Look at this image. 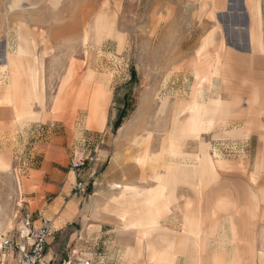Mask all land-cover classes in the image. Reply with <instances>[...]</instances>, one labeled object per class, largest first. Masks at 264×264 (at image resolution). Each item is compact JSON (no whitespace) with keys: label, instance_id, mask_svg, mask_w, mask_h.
<instances>
[{"label":"crops","instance_id":"obj_1","mask_svg":"<svg viewBox=\"0 0 264 264\" xmlns=\"http://www.w3.org/2000/svg\"><path fill=\"white\" fill-rule=\"evenodd\" d=\"M159 3L178 8L189 17L187 22L200 24V28L205 25L204 33L195 36L201 43L206 41L205 53L217 66V74L208 82L210 89L204 95L206 102H222V106H213L216 110L211 109L204 118L206 123L216 120L215 134L237 135L243 154L190 163L185 177L183 164L177 162L160 164L164 169L154 172L145 169L147 164L115 159L103 180L109 189L96 188L93 195L85 197L84 193L75 194L74 188L87 176L65 174L56 167L62 161L56 146L38 145L33 155L42 159L37 158L36 167L31 163L20 176V190L31 200L28 209L42 213L58 230L48 239L46 264L73 254L90 258L94 264H264V0ZM49 35L48 41L53 37ZM1 39L0 107H9L19 124H70L67 112L73 106L71 94L77 93L73 82L78 62L72 59L61 79L52 112H41L37 106L43 100L34 71L39 48L20 44L11 33ZM108 96L103 85L94 89L90 125H102ZM203 109L204 105L196 101L185 109V120L179 125L177 122L180 137L198 138L204 125ZM149 138L140 164L147 159ZM214 145L209 142L199 150H214ZM99 155L101 161L106 157L104 151ZM0 166L11 167L2 152ZM121 166L127 167L125 175L119 170ZM140 185L146 206L124 204V199H132L131 193L137 194L135 187ZM122 192H128V198H123ZM27 242L24 239L19 245ZM98 251L102 258L95 256Z\"/></svg>","mask_w":264,"mask_h":264},{"label":"rangeland","instance_id":"obj_2","mask_svg":"<svg viewBox=\"0 0 264 264\" xmlns=\"http://www.w3.org/2000/svg\"><path fill=\"white\" fill-rule=\"evenodd\" d=\"M188 18L174 6H161L159 0H0V40L11 33L20 44L39 48L34 71L43 102L37 109L52 112L54 97L72 59L79 64L75 66L74 91L84 90L80 96L71 94L73 108L67 112L71 123L66 126L37 121L19 124L9 107H0V152L11 164L10 169L0 166V245L5 238L14 244L26 239L22 217L31 200L22 196L20 176L31 163L37 164V158L42 159L32 151L36 153L40 144L56 146L55 152L62 159L56 167L65 174L87 176L79 181L85 197L93 195L96 188L109 189L103 180L115 159L147 164L145 169L154 172L164 169L160 164L177 162L183 164L184 173L190 172V163L243 154L237 135H217L216 120L206 123L204 117L213 106H222V102H206L204 95L217 66L205 53L206 41L201 43L195 36L204 33L205 25L200 28V24L187 22ZM48 34L53 36L49 41ZM98 85H103L109 96L102 125L92 126L90 104ZM197 100L204 105V125L198 138H182L177 122L185 120V109ZM122 115V123L116 127ZM148 135V156L140 164ZM209 142L215 144L214 150H199ZM102 151L106 156L103 161ZM79 158L87 159V165L75 170L72 163ZM126 169L121 166L122 175ZM135 188L137 194L131 193L132 199H124V204L146 206L142 185ZM123 192L122 197L128 198V192ZM16 257L15 250L0 251V264H15Z\"/></svg>","mask_w":264,"mask_h":264},{"label":"built area","instance_id":"obj_3","mask_svg":"<svg viewBox=\"0 0 264 264\" xmlns=\"http://www.w3.org/2000/svg\"><path fill=\"white\" fill-rule=\"evenodd\" d=\"M87 159L79 158L72 163V168L80 170L87 164ZM79 194L84 192L82 185L74 188ZM40 222L36 226V222ZM23 228L26 231L25 238L27 239L26 245L14 244L11 239H3L0 245V251L8 249L15 250L17 257L15 264H46V252L48 247V239L50 236L56 234L58 230L53 227L51 220L46 219L40 212H32L25 210L22 217ZM95 256L99 259L102 258V253L98 252ZM55 264H94L90 258L76 256L75 254L67 256L60 262Z\"/></svg>","mask_w":264,"mask_h":264},{"label":"trees","instance_id":"obj_4","mask_svg":"<svg viewBox=\"0 0 264 264\" xmlns=\"http://www.w3.org/2000/svg\"><path fill=\"white\" fill-rule=\"evenodd\" d=\"M123 115L122 117L118 120V122L116 123V127H120L121 123H122V120H123Z\"/></svg>","mask_w":264,"mask_h":264},{"label":"bare ground","instance_id":"obj_5","mask_svg":"<svg viewBox=\"0 0 264 264\" xmlns=\"http://www.w3.org/2000/svg\"><path fill=\"white\" fill-rule=\"evenodd\" d=\"M201 92V94L203 93V91H200ZM198 95V94H197ZM197 102H198V100H197ZM200 104V103H199ZM5 256V255H4Z\"/></svg>","mask_w":264,"mask_h":264}]
</instances>
